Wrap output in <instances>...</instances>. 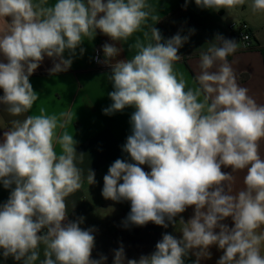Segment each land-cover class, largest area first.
Masks as SVG:
<instances>
[{"label":"clouds","instance_id":"clouds-1","mask_svg":"<svg viewBox=\"0 0 264 264\" xmlns=\"http://www.w3.org/2000/svg\"><path fill=\"white\" fill-rule=\"evenodd\" d=\"M200 8L231 10L245 0H195ZM187 6V0L186 4ZM252 11L264 12V0H252ZM147 0H0V105L8 127L0 138V184L10 189L0 204V255L22 264H106L107 256L92 258L94 227L82 228L85 218L69 219L66 198L96 182L95 172L78 167L73 134L66 129L72 113L26 115L39 99L30 76L45 57L53 62L50 75L66 72L85 39L97 31L113 43L102 45L111 68L108 80L112 104L105 115L133 107L131 134L103 177L101 195L116 203L130 202L123 224H171L181 238L164 233L155 251L127 259L123 244L113 252V264H193L211 259L210 246L223 250L217 264H264V104L237 84L227 57L238 43L217 35L219 46L200 53L198 87H187L174 63L189 36L179 32L165 39L149 19L156 16ZM10 18V19H6ZM143 31L130 48L131 59H116V44ZM195 32L194 29L191 30ZM150 33V37H149ZM147 41V42H145ZM65 52L68 56L65 58ZM220 65L217 71H210ZM24 117L19 119V117ZM60 153L56 152V145ZM147 165L150 171L141 167ZM231 167V173L221 169ZM246 169L243 190L235 195L228 181ZM122 181V183H121ZM193 207L187 221L175 218ZM231 218L233 227L222 223ZM218 229V231H217ZM41 249L43 259H40Z\"/></svg>","mask_w":264,"mask_h":264},{"label":"crops","instance_id":"crops-1","mask_svg":"<svg viewBox=\"0 0 264 264\" xmlns=\"http://www.w3.org/2000/svg\"><path fill=\"white\" fill-rule=\"evenodd\" d=\"M151 6L152 15L156 20L149 19V25H154L160 30L165 39L171 38L178 32L183 36H189V40L179 49L178 55L182 60L174 63V70L182 74L187 83V87H198L195 77L200 73V53L206 52L213 45L219 46L220 41L215 40L220 35L228 40L238 43L237 50L227 57V62L231 66L236 82L241 87L248 89V94L257 102L264 104V56L261 49H264V38L259 31L254 32L255 42L260 45V49L243 51L239 40L228 29V12L225 9L215 11L212 9L200 8L195 4V0H187L183 12L181 9L186 0H147ZM51 6L56 0H46ZM10 19V18H6ZM6 26L4 19L0 18V30ZM255 27V26H253ZM195 32L192 33L191 30ZM143 31L134 33L127 41L117 43V47L122 48L121 54L116 58L119 60L131 59L136 54L135 48H130L139 38L144 41ZM150 37V33H149ZM147 42V41H145ZM105 43H113L106 35L97 31V35L92 41L85 39L81 45L85 52L80 56L79 49L73 58L70 69L55 75L49 74V69L53 66L51 59L45 57L43 63L30 76L29 80L33 90L38 94L39 99L33 104L32 109L26 115H57L61 112L70 111L72 120L66 129L59 132L68 131L73 134L74 140L78 141L76 151L83 154L82 162L77 161L78 167L87 176L88 169L95 172L97 183L88 185L86 179L81 189L66 198L69 219H76L83 216L85 218L82 228L94 227L96 231L95 248L92 258L98 259L101 254L107 256L106 264H113V252L121 244L124 246L127 259H139L141 255H149L155 251V245L162 239V234L169 233L181 238L176 229L169 224L167 228L148 222L145 226L129 224L125 227L123 222L130 212V202L124 201L116 203L106 200L101 195L103 188V177L107 174L109 166L116 159L130 160L127 153L122 151V145L126 143L127 137L131 134L129 123L131 114L135 111L133 107H127L122 112H115L105 115L103 109L112 104L109 93L113 91L112 83L108 80L111 68L98 70L94 65V52ZM65 58L68 54L65 52ZM2 58V57H0ZM217 61L210 71H217L220 65ZM3 90L0 89V96ZM24 117H19L23 119ZM13 119L3 111L0 105V138L8 127L7 121ZM60 146L56 145V152L59 154ZM261 154L264 156V143L261 145ZM144 171H150L147 165L141 166ZM225 173H231V167L221 169ZM246 169L233 174L234 179L230 183L232 193L235 195L243 190L244 176ZM122 183V181H121ZM10 189H5L0 184V204L7 201ZM193 207H188L185 212L178 215V221L183 216L187 221L193 216ZM222 223L233 227L232 219L226 218ZM218 231V229H217ZM0 249V253H2ZM211 259H204L200 264H217V260L223 255V250L216 245L209 248ZM264 255V246L261 248ZM40 259H43L42 249ZM196 257L189 253L184 258L185 264H193ZM0 264H22V261H15L12 257L6 260L0 255ZM39 264V262H37Z\"/></svg>","mask_w":264,"mask_h":264},{"label":"built area","instance_id":"built-area-1","mask_svg":"<svg viewBox=\"0 0 264 264\" xmlns=\"http://www.w3.org/2000/svg\"><path fill=\"white\" fill-rule=\"evenodd\" d=\"M228 29L239 40L243 51H252L261 48L260 45L255 42L254 32L245 22L230 23ZM97 56H99L101 61L104 59L102 47L96 49L94 52V65L98 70L109 68V66L103 63H98L96 61Z\"/></svg>","mask_w":264,"mask_h":264},{"label":"rangeland","instance_id":"rangeland-1","mask_svg":"<svg viewBox=\"0 0 264 264\" xmlns=\"http://www.w3.org/2000/svg\"><path fill=\"white\" fill-rule=\"evenodd\" d=\"M251 2L252 0H245L244 5L227 10L229 22H245L250 28L259 31L264 38V12L254 13L250 7Z\"/></svg>","mask_w":264,"mask_h":264},{"label":"trees","instance_id":"trees-1","mask_svg":"<svg viewBox=\"0 0 264 264\" xmlns=\"http://www.w3.org/2000/svg\"><path fill=\"white\" fill-rule=\"evenodd\" d=\"M185 4L186 3H184V6H183V8L181 9V12H183V10H184V8H185ZM262 50V53H263V56H264V49H261Z\"/></svg>","mask_w":264,"mask_h":264}]
</instances>
